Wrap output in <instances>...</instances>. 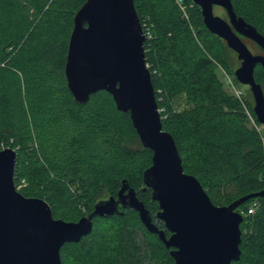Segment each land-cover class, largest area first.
<instances>
[{"label": "trees", "instance_id": "1", "mask_svg": "<svg viewBox=\"0 0 264 264\" xmlns=\"http://www.w3.org/2000/svg\"><path fill=\"white\" fill-rule=\"evenodd\" d=\"M134 1L144 31L151 34L144 42L146 61L162 125L175 138L185 171L199 178L217 205L264 191V142L227 90L220 56L200 46L192 20L176 0ZM190 1L207 34L234 51L207 28L201 7ZM85 2L0 0V148L17 151L15 180H26L19 191L48 201L56 218L77 221L83 211L90 214L97 202L117 196L126 178L156 224L165 228L153 214L160 207L152 189L143 190L153 151L142 145L130 113L118 110L106 90L79 103L68 88L69 42L74 17ZM232 3L238 16L264 35V0ZM258 67L264 69L256 66V79ZM181 94L192 104L188 110L173 106ZM125 127L135 133L136 149L125 143ZM119 208L124 214L96 216L89 235L66 243L62 264H161L166 259L175 264L170 249L146 229L137 210ZM237 210L244 216L242 254L232 264H264V196L250 198ZM97 221L105 224L104 233L95 229Z\"/></svg>", "mask_w": 264, "mask_h": 264}, {"label": "water", "instance_id": "2", "mask_svg": "<svg viewBox=\"0 0 264 264\" xmlns=\"http://www.w3.org/2000/svg\"><path fill=\"white\" fill-rule=\"evenodd\" d=\"M193 1L201 7L207 28L237 53L241 65L234 74L250 86L253 110L264 124V88L255 77L256 66L264 67V54L252 52L240 37L253 40L264 51V35L238 16L232 0ZM216 5L226 10L229 21L213 13ZM139 16L134 0H86L74 17L65 75L79 103L106 90L118 110L130 113L142 145L153 151L143 190L152 189V199L160 207L156 217L165 228L156 224L126 178L117 196L97 202L89 215L77 221L56 218L48 201L25 197L16 188L17 151L6 147L0 150V264H62V247L89 235L94 217L124 214L120 206L137 210L146 229L170 249L175 264H232L240 259L244 216L237 208L264 196V191L217 205L199 178L185 171L175 138L162 125Z\"/></svg>", "mask_w": 264, "mask_h": 264}, {"label": "rangeland", "instance_id": "3", "mask_svg": "<svg viewBox=\"0 0 264 264\" xmlns=\"http://www.w3.org/2000/svg\"><path fill=\"white\" fill-rule=\"evenodd\" d=\"M178 3L180 10L186 14L187 18L192 20V26L195 31V38L199 42L201 47H209L211 51L216 52L220 56L219 62L221 63L219 66L221 67V75L223 77V80L225 81V85L227 90L234 94L238 100L241 103V106L243 108V111L246 113V116L250 123L257 128L259 133L261 134V137L264 142V124L258 122L256 120V116H254L253 109L255 108V101L253 94L251 92L250 86L242 84L237 81V79L234 76L235 70L241 65V62L239 61L237 57V53L232 51L231 49L227 48V46H223V43L217 40L215 37L212 38V36L208 35L203 25L200 23V19L198 16V11L196 5L190 1V0H176ZM216 15H219L229 21L228 14L226 10L221 6H214V12ZM243 41L247 44V46L250 48L252 52L255 54H264V51L254 42L253 40L249 38H242ZM256 76L257 79L262 83L264 87V69L262 67H258L256 69ZM173 106L175 109L182 111L192 106L190 101L188 100V97L185 96V94H181L179 96H176L173 100ZM124 141L125 143L133 148L136 149L139 147V142L137 141V137L132 129H129V127L124 128ZM264 144V143H263ZM4 149V148H0ZM16 188L20 190L23 188L26 184V180L22 179L21 181H16ZM220 205H227L225 203H221ZM153 209V208H152ZM157 211L154 209L153 214L155 215ZM82 215H89V212L87 210L83 211ZM62 217V216H59ZM108 225V224H107ZM105 224L101 222H96L95 229H97L98 233H102L104 230ZM104 233V232H103ZM107 232H105L106 234ZM109 237H105L103 241H107ZM102 242V244H104ZM172 263L169 261V259H166L161 264H170ZM67 264H76L75 260H70V263Z\"/></svg>", "mask_w": 264, "mask_h": 264}, {"label": "built area", "instance_id": "4", "mask_svg": "<svg viewBox=\"0 0 264 264\" xmlns=\"http://www.w3.org/2000/svg\"><path fill=\"white\" fill-rule=\"evenodd\" d=\"M145 32V31H144ZM145 34H146V32H145ZM151 36V34L149 33V32H147V34H146V37H150ZM2 147H4V146H2ZM255 205H256V203H254L252 206H251V208L249 209V212H253L254 211V209H255Z\"/></svg>", "mask_w": 264, "mask_h": 264}]
</instances>
